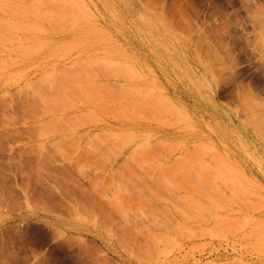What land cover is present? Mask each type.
Returning a JSON list of instances; mask_svg holds the SVG:
<instances>
[{
	"label": "rangeland",
	"instance_id": "1",
	"mask_svg": "<svg viewBox=\"0 0 264 264\" xmlns=\"http://www.w3.org/2000/svg\"><path fill=\"white\" fill-rule=\"evenodd\" d=\"M0 264H264V0H0Z\"/></svg>",
	"mask_w": 264,
	"mask_h": 264
},
{
	"label": "bare ground",
	"instance_id": "2",
	"mask_svg": "<svg viewBox=\"0 0 264 264\" xmlns=\"http://www.w3.org/2000/svg\"><path fill=\"white\" fill-rule=\"evenodd\" d=\"M61 2V1H60ZM62 4V3H61ZM22 8V7H21Z\"/></svg>",
	"mask_w": 264,
	"mask_h": 264
}]
</instances>
